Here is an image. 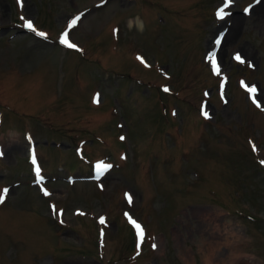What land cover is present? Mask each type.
Returning a JSON list of instances; mask_svg holds the SVG:
<instances>
[{
	"label": "rangeland",
	"instance_id": "1",
	"mask_svg": "<svg viewBox=\"0 0 264 264\" xmlns=\"http://www.w3.org/2000/svg\"><path fill=\"white\" fill-rule=\"evenodd\" d=\"M262 161L264 0H0V264H264Z\"/></svg>",
	"mask_w": 264,
	"mask_h": 264
},
{
	"label": "snow or ice",
	"instance_id": "2",
	"mask_svg": "<svg viewBox=\"0 0 264 264\" xmlns=\"http://www.w3.org/2000/svg\"><path fill=\"white\" fill-rule=\"evenodd\" d=\"M22 2H23V0H18V3H20L21 6H22ZM228 2H231V0H228ZM244 11H245V13H248V12H249V8H245ZM227 14H228V13L224 12L223 9L218 10V13H217L218 18H223V17H224L225 15H227ZM21 19L24 21L23 26H24L25 28H27V29H29V30L35 32V34H36L37 36H39V37H42V38H45V39L47 38V35H46L45 33H43V32H39V31H37V30L34 28V26H33V22H32L31 20L25 19L24 17H21ZM78 19H79V17H75V18H73L72 20H70V21L68 22V25H67L68 29H71L73 26H75L76 23H77V21H78ZM60 43H61L62 45H65V46L68 47V48H73V49H74V48L77 47L75 44L69 42L68 31H67V30H65V31L61 34V36H60ZM217 43H219V41H217ZM138 59H141V61L143 62L142 58H139V57H138ZM236 59H237L238 61L243 62V61L241 60V57L239 56V54H237ZM250 66H251V65H250ZM212 69H213V71L216 72V73L219 72V68L217 67L215 60H212ZM165 91H167L166 88H165ZM247 91H248L250 94H253V93H255V92L257 91V89L255 88V86H252V87L248 88ZM255 102H256V101L254 100V103H255ZM257 106H259V104H257ZM203 114H204L206 117H207V115H208L207 112H204ZM121 139H123V137H121ZM33 163H34V164L36 163L35 156H33ZM261 163H264V161H262ZM36 171H37V173H39V168H37ZM5 191H6V190H5ZM4 199H5L4 195H3L2 193H0V203H2V202L4 201ZM125 215H126V217H128L129 222L133 225V227H134V229H135L136 236H137V240H138L137 247L139 248L140 243H141V242L143 241V239H144V230H143L142 226H141L137 221H135L134 219H132V218L128 215V213H125ZM100 223H101V224L104 223L103 218L100 219ZM153 247H156V245H153Z\"/></svg>",
	"mask_w": 264,
	"mask_h": 264
},
{
	"label": "bare ground",
	"instance_id": "3",
	"mask_svg": "<svg viewBox=\"0 0 264 264\" xmlns=\"http://www.w3.org/2000/svg\"><path fill=\"white\" fill-rule=\"evenodd\" d=\"M137 22H136V24H140V21L137 19L136 20ZM132 23V22H131ZM140 28V27H139ZM228 32H229V29H228V31H226L225 33H224V38L228 35ZM221 46V45H220ZM217 52V51H216ZM198 251L199 252H202V251H207V252H209V262H212L213 261V249H212V247L211 246H208L204 241L198 246Z\"/></svg>",
	"mask_w": 264,
	"mask_h": 264
}]
</instances>
